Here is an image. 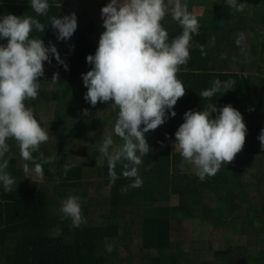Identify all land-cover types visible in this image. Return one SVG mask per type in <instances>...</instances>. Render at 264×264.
<instances>
[{
    "label": "trees",
    "instance_id": "16d2710c",
    "mask_svg": "<svg viewBox=\"0 0 264 264\" xmlns=\"http://www.w3.org/2000/svg\"><path fill=\"white\" fill-rule=\"evenodd\" d=\"M183 2H186L188 11L197 17L200 26L189 45L190 60L177 73V78L186 88L185 94L174 106L176 116L169 117L163 125L145 134L151 151L136 166L142 185L133 187L135 178L124 174L129 170L126 168L129 162L116 163L114 171L117 178L113 182L109 161L99 152L100 142L105 135L113 132L117 111L109 105L111 101L98 102L93 107L84 100L87 89L81 74L91 68L86 56L95 53L99 31H104L103 27L99 29L97 20L102 22L101 14L97 17L93 0H49L50 7L45 16H37L30 0H0V15L32 16L40 20L45 25V32L33 31L31 35L40 37L46 46L55 42L61 59L68 65L65 70L57 62L53 66L44 62V76L39 78L40 94L34 101L29 99L25 102L33 107L38 122L48 129L50 135L49 140L33 153L30 173L24 172V159L17 142L8 141L10 151L6 154V171L19 181V186L12 185L10 190L0 186V264H130L141 256L143 264H188L183 255L185 253L182 250L173 251L172 244L176 238L184 236L181 228L186 227L187 219L195 216L190 211L193 206L196 207L195 199L194 205L191 203L188 206L184 203L187 200L185 197L190 200L205 193L215 194L217 203L205 210L209 213L202 210L197 216H208L215 225L229 220L237 242L229 244L233 248H227L224 230L219 229L217 240L207 242L214 255L212 264H264V200L258 199L260 208H256L252 194L253 188L257 191L264 189L262 181L259 178L254 183L244 181L241 171L233 168L227 174L219 172L201 182L190 170L188 173L181 172L182 156L180 152L171 151V142L175 141L174 133L183 123V114L188 110H202L209 103H216L218 109L231 104L242 114L247 133L240 152L256 154L264 150L258 140L261 129H264V0L252 4L250 16L245 11L237 12L226 0H205L202 4L196 0ZM107 3L108 0H105L102 7ZM201 5L204 6L203 11L194 14V10ZM73 12L77 16V29L68 41H58L50 18ZM162 25L170 38L182 32L180 24L169 13ZM240 33H244L246 39L236 46ZM216 34L221 35V43L217 41V47L213 49V40L218 37L210 36ZM234 53L241 61L231 62V58L228 62ZM218 57L228 64L227 69L214 66V58ZM229 64L236 66L232 69ZM54 73H58L57 81L52 80ZM217 78L222 82L234 81L233 89L225 92L222 88L210 99L201 97V92L211 88ZM42 103L53 106L48 128L38 116L43 107L36 111ZM85 109H88V115L84 114ZM98 129L103 131L102 137L96 135ZM80 134H88L90 140L95 138L96 142L90 141L87 146L77 145ZM113 139V149L123 143L115 135ZM71 156L73 158L66 159ZM37 164L42 167V174L36 177L34 168ZM171 171L176 178L168 180ZM173 195L179 198L177 205L170 204ZM68 196L79 197L84 217L79 226L64 217L58 208ZM54 200L53 209L47 215L46 203ZM105 200L110 204L111 213H100L99 216L107 221L87 225L86 218ZM135 204L138 205L137 217L135 213H126L131 225H136L135 230L131 225L124 228L125 225L116 219H121L126 207ZM243 204L249 208V213L244 210L238 212ZM50 212L55 217L57 231L54 232L52 227L50 232L42 234L38 230L44 226L47 216L51 217ZM179 217L183 218L180 225ZM241 220H244L243 224ZM250 228L254 231L249 232ZM135 235L140 239L137 247L131 243ZM118 236L120 244L111 245V252L102 249V240ZM253 239L254 246H250ZM139 249L148 254L139 253ZM149 250L155 251V254H150Z\"/></svg>",
    "mask_w": 264,
    "mask_h": 264
},
{
    "label": "clouds",
    "instance_id": "9594fccd",
    "mask_svg": "<svg viewBox=\"0 0 264 264\" xmlns=\"http://www.w3.org/2000/svg\"><path fill=\"white\" fill-rule=\"evenodd\" d=\"M226 2L237 12L244 11L245 3L240 0ZM169 4L172 19L182 28L172 38L162 25ZM30 6L37 16L47 15L50 7L49 0H30ZM101 19L104 31L95 53L86 56L91 68L81 74L87 89L84 100L93 107L98 102L111 101L109 105L117 111V118L113 132L104 137L99 152L109 161L113 182L117 178L116 163L127 161L130 167L126 165L129 170L124 174L134 177L132 186L139 187L142 179L136 166L151 151L145 134L176 116L174 106L186 89L177 73L190 60L189 45L200 26L183 0H108L101 8ZM50 25L58 41H68L77 29V16L74 12L62 17L54 15ZM33 31L45 32V25L35 17L0 15V41H6L0 43V186L5 190H10L15 183L6 171L8 141L15 140L21 157L32 161L33 153L50 137L48 129L41 126L33 109L25 103L40 94L39 78L44 76V62L55 59L68 69L56 46L52 43L46 46L40 37L31 35ZM245 39L244 33H240L235 43L239 46ZM57 78L58 73H54L52 80ZM234 83L217 78L200 96L210 99L222 88L225 92L233 89ZM84 114L88 115V109ZM246 133L240 111L231 104L218 109L216 103H209L202 110H188L183 114V123L174 133V148L179 149L194 175L203 182L215 176L222 165L233 161L243 148ZM113 135L123 141L115 150ZM258 140L264 149V129ZM30 171L25 164L24 172ZM34 171L39 174L42 167L37 164ZM60 211L75 226L84 222L75 196L63 199ZM106 250L111 252V245Z\"/></svg>",
    "mask_w": 264,
    "mask_h": 264
},
{
    "label": "rangeland",
    "instance_id": "374dc122",
    "mask_svg": "<svg viewBox=\"0 0 264 264\" xmlns=\"http://www.w3.org/2000/svg\"><path fill=\"white\" fill-rule=\"evenodd\" d=\"M203 1H205V0H196V2H198L199 4H202L201 2H203ZM257 1H259V0H240V2L245 3L244 11L247 14V16H250V14H251L252 4H259ZM103 2H105V0H93L94 9H96L98 12L97 17L99 16V14H101V8H102ZM203 7H204L203 5H201L200 7H197V9L194 10V14L202 12ZM168 13L171 14V8H169ZM231 18H233V17H231ZM98 22H99V29L102 30V22L97 20V23ZM229 23H232V22H229ZM229 23H226V25ZM101 33L102 32L99 31V34H101ZM213 37H218V39L213 40L214 41L213 42V49H214V47H217L216 46L217 41L219 42L221 35L216 34V35L210 36V38H213ZM232 37H233V35H232ZM233 38L235 39V38H237V36H235ZM219 43H221V42H219ZM54 45L56 46V48L59 47L55 44V42H54ZM236 46H238V45L236 44ZM231 55L232 56H230L228 58V62L230 61L231 58H232L231 62L233 61V62L237 63V62L241 61V58L237 57V55L235 53L231 54ZM213 62H214V66H217V68H219V69L223 70V69H227V67H228L227 63L224 64L225 62L222 60V57L214 58ZM50 64H51V66L55 65L56 64L55 59H52V62ZM235 66L236 65H234V64H229V68L233 69ZM30 100L34 101L32 99H30ZM50 104L51 103H48V105L45 103H42L37 107L38 109H36V111H38L39 108L43 107L42 109H40L38 111V116H39L40 122L42 121L43 124H46V128L49 127V120L53 116V111H52L53 106H52V104L51 105ZM31 108L33 109L32 106H31ZM115 120L116 119H114V122H115ZM102 134H103V131H101V129H98V131H96L97 136L102 137ZM78 139L79 140H77V145L78 144L84 145L88 142L90 143V141L96 142L95 138L90 140L88 134H80L78 136ZM102 142L103 141H101L100 144H102ZM174 144H175V141H172L171 142V151L172 152L173 151L180 152L178 148H174ZM77 145H75V146H77ZM87 145H89V144H86V146ZM118 148L119 147L116 146L114 148V150L118 149ZM70 158H73V157L72 156L67 157L66 159H70ZM181 159H182V163H183L181 165V167H182L181 172L182 173H188L189 170L191 172H193L192 166L190 164H188L182 157H181ZM24 164H28L29 168L32 167V161H25L24 160ZM233 168H235V169L237 168L238 170L241 171L242 175L244 176V178H243L244 181H250V182L253 181L252 183H254L255 182L254 180L259 178L264 185V150L257 152L256 154L239 152L236 154L233 161H231L230 163H228L226 165H222L221 169L217 173H219V172L222 173L224 171L227 174L228 170L233 169ZM41 174H42V172L39 174L36 173V175H34V176L37 177ZM174 178H176V175L171 171L168 175V180H170V179L173 180ZM37 179H39V178H37ZM14 181H15V183L13 185L19 186V181L18 180H14ZM40 183H42L41 177H40ZM45 186L49 189L48 185H45ZM253 189H254V191H252L253 192L252 194H254V198L256 201L253 204V206H255L256 208H260L257 203H258V199L264 200V189H262L260 191H257L258 190L257 188H253ZM48 195H49V193H48ZM75 197H77L79 200L78 196H75ZM185 199H187V200H185L184 203H187L188 206L191 203L194 205V199H195L196 207L193 206L190 210L193 213V215H195V216L187 219V221L185 222L186 227L181 228V230H183L185 232V233L183 232L184 236L181 235L180 237H182V238H180V237L176 238V241L173 242V244H172V250L173 251L182 250L183 253H185L183 255L186 257V263H188V264H203V263L212 264L214 255L212 254V252H211L212 249L210 250L209 244L207 242H209L212 239L216 241L217 240L216 236L219 233V229H222V230H224V238L226 239L225 240L226 247L227 248H233L232 246H230L231 243L233 245H235L237 243L235 241L233 226L230 224L229 220H227L223 224L215 225V223H213L211 220H209L210 218L208 216H206V217L197 216V214L201 215L202 210L208 211V209H210V206H213L217 203V199H216L215 194L205 193L204 196H202L200 198L194 197V198L188 200V198L185 197ZM55 202L56 201L54 200V201L46 203L45 213H47V215H48L49 211H52L53 204H55ZM178 203H179L178 196L173 195L171 200H170V204L177 205ZM58 208L59 209L61 208V204L58 206ZM137 208H138L137 204H135L134 206H132L130 208L126 207L124 209V211H125L124 215H122L121 219L117 218L116 221L120 222L121 225H125L124 228H126L127 226H130L132 224V222H129L130 217H127L126 213H135V215L137 217ZM241 210H244L246 213H249V208L246 207L245 204H243L240 207V210L238 212L240 213ZM206 211H205V213H209ZM100 213H102V214L111 213L110 204L106 200L97 207V209L94 211V213L89 214V216L86 218L85 223H87V225H95V224H99V223L104 224L107 220L103 217H100L99 216ZM52 214L53 213H51V217H49V218L47 216V220L45 221L44 226L40 230H38V231H40V233L47 234L48 232H50L52 230V227L55 228L54 232L57 231L58 226L56 224L55 217L52 216ZM129 215H131V214H129ZM133 220H134V218H133ZM182 220H183V218L179 217V221H178L179 225L182 223ZM243 223H244V220H241V224H243ZM257 225H258V223H256V226ZM131 226L135 230L136 225H131ZM242 226L246 229L245 225H242ZM176 229L178 231H180L179 227H177ZM253 231L254 230L252 228L249 229V232H253ZM249 235H251V233H249ZM119 236L115 237V238H108V239L102 240L103 246L101 245L100 242H99V246L101 245L102 249H106L107 245H112V246L119 245L120 242L117 241L119 239ZM233 236H234V241L232 239ZM122 242L123 241H121V243ZM242 242H244V241H242ZM131 243L133 246L137 247L140 243L139 236L135 235V237H132ZM254 243H255V239L252 240V245H250V246H254ZM213 246H215V243H213ZM207 249H209V250L207 252H205ZM140 252L144 255L148 254V252L143 251L142 249H139V253ZM149 252H150V254H155V251L149 250ZM130 264H143L142 256L136 257L135 262L134 263L131 262ZM215 264H223V263L222 262H215ZM244 264H254V263L253 262H246Z\"/></svg>",
    "mask_w": 264,
    "mask_h": 264
}]
</instances>
